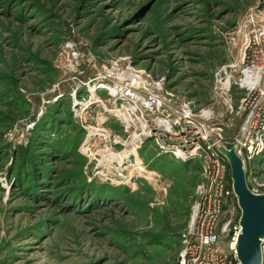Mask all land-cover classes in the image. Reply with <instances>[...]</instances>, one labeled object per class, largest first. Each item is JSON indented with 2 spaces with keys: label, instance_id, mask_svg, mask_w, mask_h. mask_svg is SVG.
<instances>
[{
  "label": "rangeland",
  "instance_id": "obj_1",
  "mask_svg": "<svg viewBox=\"0 0 264 264\" xmlns=\"http://www.w3.org/2000/svg\"><path fill=\"white\" fill-rule=\"evenodd\" d=\"M250 16L264 0H0V264H174L198 164L150 136L129 154L115 109L158 81L221 112L214 72ZM252 167L264 184V140Z\"/></svg>",
  "mask_w": 264,
  "mask_h": 264
},
{
  "label": "built area",
  "instance_id": "obj_2",
  "mask_svg": "<svg viewBox=\"0 0 264 264\" xmlns=\"http://www.w3.org/2000/svg\"><path fill=\"white\" fill-rule=\"evenodd\" d=\"M259 21L250 16L240 30L235 56L214 72L213 84L223 103L221 112L211 107L195 111L188 102L174 105L161 92L158 81L153 87L140 86L139 95L124 92L128 94L127 107L115 109L130 131V139L125 140L130 149L150 136L162 152L198 164L199 179L187 222L179 233L174 264H238L234 244L241 226L240 215L234 210L239 205L229 161L219 150L220 144L236 145L246 182L249 179L252 185L250 191L263 193L264 184L252 167L264 140V20ZM221 115L225 118L218 119ZM235 118L241 119L240 126L229 132ZM119 160L113 161L117 165Z\"/></svg>",
  "mask_w": 264,
  "mask_h": 264
},
{
  "label": "water",
  "instance_id": "obj_3",
  "mask_svg": "<svg viewBox=\"0 0 264 264\" xmlns=\"http://www.w3.org/2000/svg\"><path fill=\"white\" fill-rule=\"evenodd\" d=\"M235 147L218 146L229 161L233 190L241 212V229L234 244L238 264H263L264 193H253L247 187L242 160Z\"/></svg>",
  "mask_w": 264,
  "mask_h": 264
},
{
  "label": "bare ground",
  "instance_id": "obj_4",
  "mask_svg": "<svg viewBox=\"0 0 264 264\" xmlns=\"http://www.w3.org/2000/svg\"><path fill=\"white\" fill-rule=\"evenodd\" d=\"M117 111H119V110H117ZM108 135V134H107ZM105 136V135H104ZM109 148V147H108ZM137 147H132L131 148V150L133 151V152H129V154L130 153H133V154H136V149ZM100 150V149H99ZM100 154H101V152H100ZM120 156H121V154H119V152H114V151H110V152H108V153H105V155H101L100 156V160H102L104 163H105V165H111L112 164V162L111 161H113V160H115V159H120ZM103 158V159H102ZM101 161V162H102ZM121 161V160H120ZM109 167V166H108ZM135 169H138V171H146L147 173H151L152 171H148V170H146L145 169V167L144 166H142L139 162H138V164L136 165V167H135ZM120 173V172H119Z\"/></svg>",
  "mask_w": 264,
  "mask_h": 264
},
{
  "label": "crops",
  "instance_id": "obj_5",
  "mask_svg": "<svg viewBox=\"0 0 264 264\" xmlns=\"http://www.w3.org/2000/svg\"><path fill=\"white\" fill-rule=\"evenodd\" d=\"M188 214H189V212H188ZM187 219H188V215H187V218H186V222H187ZM186 222H185V224H186Z\"/></svg>",
  "mask_w": 264,
  "mask_h": 264
}]
</instances>
